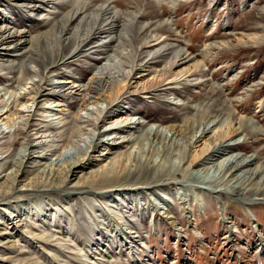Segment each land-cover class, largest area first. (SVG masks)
<instances>
[{"label":"rangeland","instance_id":"374dc122","mask_svg":"<svg viewBox=\"0 0 264 264\" xmlns=\"http://www.w3.org/2000/svg\"><path fill=\"white\" fill-rule=\"evenodd\" d=\"M160 1L115 0L116 7L128 13H123L120 24L129 23L127 15L138 25L141 21L153 26L158 20L167 21L158 29L159 35L188 48L197 59L203 60L201 67L193 77L150 93L124 94L118 107L114 106L107 113V126L112 119L110 115L114 114L111 111L117 108L124 112L123 117L136 115L147 126H157L166 133H170L169 127L173 125H184L183 133L166 140V146L176 140L182 147L181 152L184 149L188 152L185 145L192 133L203 129L204 124L217 121L210 132L209 138H212L216 129L218 135V129L225 130L230 123L236 132L234 139H240L230 152L256 155V164L264 170V0ZM59 2L54 5L63 13L74 7L71 2ZM103 2L74 1L77 6L88 4L89 7ZM13 3L0 0V17L5 15L11 21L10 27L26 29L34 36L50 31L51 22L61 15L51 12L48 4H42L39 12H33ZM225 18L228 19L226 25ZM110 44L115 46L118 42L112 40ZM130 45L122 38L119 49H129ZM71 46L57 58L53 56L54 63L59 64L50 68L53 77L56 81L76 76L79 81L87 82L94 73L90 62L100 64L101 61L93 55L100 58L103 52L98 51L91 57L79 56L62 65L59 57L69 55ZM120 55L122 66L131 62V58L126 61V55ZM53 60L48 59L46 64ZM163 65L159 62L156 67L160 69ZM11 76L7 78L10 81L15 79L14 73ZM69 107L65 123L52 116L46 117L42 111L36 116L38 128L45 130L47 135L51 132V136L55 135L54 149L57 151L61 144L70 141L69 136L75 137L73 132L77 124H86L75 115L77 108ZM106 121L100 125L104 126ZM257 127L260 128L258 132ZM160 141L162 139L152 150L157 164H163L166 153L170 152L158 153L162 149ZM85 146L83 143L81 147ZM70 150L66 156L78 152V149ZM170 154L171 158L177 156L172 151ZM61 159L54 157L49 162ZM134 166L131 165L135 169ZM157 167L143 171L139 174L141 177L133 176V181L141 178L139 180L144 183H157L132 195L128 192L119 193L117 197H111L110 193L104 197L84 194L80 203L76 197L55 194L24 198L15 202L13 208L0 205L24 222L21 232L17 231L14 236L16 249L0 248V255L10 257V261H0V264H264V200L244 205L237 193H220L218 197L197 180L183 182L184 167L178 168L173 163L166 173L175 174L177 181L163 183L167 176ZM2 214L3 211L0 222L5 220ZM170 215L174 218L170 219ZM8 224L0 225V229L13 231ZM24 228L30 229L29 232L22 233ZM40 234L42 238H36L35 235Z\"/></svg>","mask_w":264,"mask_h":264},{"label":"bare ground","instance_id":"6f19581e","mask_svg":"<svg viewBox=\"0 0 264 264\" xmlns=\"http://www.w3.org/2000/svg\"><path fill=\"white\" fill-rule=\"evenodd\" d=\"M9 1L28 11L39 12L42 4H48L51 12H60L55 5L61 0ZM65 1L71 2L73 9L67 13L60 12V17L52 19L53 27L45 34L31 35L26 29L10 27L11 21L5 15L0 17V205L13 208L18 200L55 194L76 197L80 203L84 194L102 197L110 193L111 197H117L119 193L128 192L132 195L157 183H144L141 178L133 181V176L141 177L139 174L156 165L168 178L163 183L177 181L175 174L166 173L170 163L178 168L184 167L181 174L183 182L197 180L204 189L218 197L220 193H237L244 205L264 200L260 196L264 195L263 167L256 164L257 156L254 154L230 152L240 142V139H234L236 135L233 133L236 132L230 123L227 129L220 128L222 132L218 129V135L215 134L216 129L212 138H209L210 132L217 121L214 119L216 122L204 124L203 129L192 133L188 145H185L188 152L185 149L181 152L182 147L176 140L166 146V140L183 133L184 125H173L169 127L170 133H166L157 126H147L136 115L123 117L124 112L117 108L111 111L114 114L110 115L112 119L107 126V113L122 102L124 94H146L172 82L191 78L203 60L197 59L185 46L169 42L167 37L159 35L158 29L167 21L158 20L154 26L141 21L138 25L127 15L129 23L120 24L123 13H128L118 9L115 0H104L94 7L88 4L77 6L76 0ZM227 20L225 18L224 25ZM122 38L132 44L129 49H119ZM112 40L118 44L112 46ZM71 44V53L59 57L62 65L79 56L91 57L98 51L103 52L100 58L93 55L97 61L101 60L100 64L88 60L94 73L87 82L79 81L76 76L75 79L59 76L61 78L56 81L53 77L50 68L59 65L54 63L53 56L57 58ZM211 45L216 46L215 43ZM120 53L126 55V61L131 58L128 65L122 66ZM48 59L53 60L52 67L46 64ZM103 59L106 61L102 62ZM159 62H163V68L156 67ZM12 73L15 79L10 81L7 78H12ZM70 105L77 108L75 115L81 117L82 124H86H77L73 132L75 139L69 136L70 141L61 144L57 151L54 149L57 144L55 135L51 136L52 132L47 135L45 130L38 128L36 116L42 111L46 117L52 116L65 123ZM105 121L106 124L101 126ZM249 124L252 125L251 119ZM159 139H162V149L158 153L169 150L177 155L176 158H171L167 152L163 164L156 163L152 150H155ZM83 143L86 148L81 147ZM176 144L179 146L177 149ZM71 148L78 149V152L66 156ZM54 157L63 162L50 163ZM184 164L188 166L185 168ZM109 201L114 200L109 198ZM1 210L5 220L0 225L10 223L8 225H12L13 231L0 229V248L16 249L14 236L17 231L21 232L24 222L11 210L1 207L0 213ZM169 217L173 219L174 215ZM29 230L24 228L22 233ZM35 236L42 238L39 237L41 234ZM4 255H0V261H10V257Z\"/></svg>","mask_w":264,"mask_h":264}]
</instances>
